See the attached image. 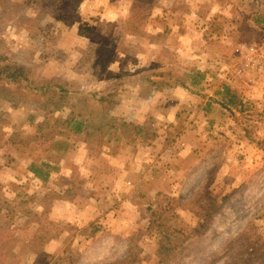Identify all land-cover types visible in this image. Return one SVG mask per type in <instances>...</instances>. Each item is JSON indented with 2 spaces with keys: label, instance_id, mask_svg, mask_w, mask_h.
<instances>
[{
  "label": "rangeland",
  "instance_id": "rangeland-1",
  "mask_svg": "<svg viewBox=\"0 0 264 264\" xmlns=\"http://www.w3.org/2000/svg\"><path fill=\"white\" fill-rule=\"evenodd\" d=\"M8 6L0 5V63L104 92L102 108L128 131L95 145L83 125L68 153L48 155L62 169L46 181L32 178L24 153L0 152V183L27 187L15 201L10 185L1 195L0 264H159L163 250L165 264H264V89L242 85L253 106L238 112L215 93L219 80L195 76L226 80L230 48L264 37V0H83L70 26L50 6ZM92 31L109 40L101 61L80 67V49L98 46ZM42 101L12 109L0 99V114L29 125V115L76 104ZM238 252L245 257L235 260Z\"/></svg>",
  "mask_w": 264,
  "mask_h": 264
},
{
  "label": "trees",
  "instance_id": "trees-1",
  "mask_svg": "<svg viewBox=\"0 0 264 264\" xmlns=\"http://www.w3.org/2000/svg\"><path fill=\"white\" fill-rule=\"evenodd\" d=\"M82 1L83 0H26L17 3L14 1L11 2L10 0H0V5L5 7L9 4V6L6 7L9 10L13 7H18L20 10L23 8H37L40 12H44L47 7L50 6L58 12L57 19L59 21H67L66 25L70 26L73 24V20L77 17V15H71L70 11L73 9L72 12L75 13L76 8L80 6ZM7 12L9 15L10 13L8 10ZM255 24H257V22H255ZM88 32L89 29L86 28L81 30V33L86 34ZM91 36H93V39L98 46H88L87 48L80 49V52L82 53L78 61L80 67L92 58L101 61L102 59L100 58L104 49L103 41L109 40L93 31L91 32ZM234 56L235 46L230 48V52L223 62L233 60ZM218 75L215 73L209 76V73H205L204 71L195 73L197 82L203 81V84L219 80L220 83L217 85L215 93H223L224 96L228 98L229 102L236 105L235 109L238 112L251 109L253 102L243 97V91L240 88L242 85H245L246 87L247 85L242 80H237L235 84H229L227 80L222 79L220 75L218 77ZM147 81H149L148 76ZM177 84L185 88L188 87L187 84L185 85L184 82L179 80L177 81ZM103 93L104 92L84 93L83 91L75 89L73 84L66 80L45 78L21 63H0V99L8 103L12 109H16L19 105L27 104L29 102H34L37 107L42 108L44 106L43 99L60 102H64L65 100L70 101L72 98L76 99V104L72 105L69 110H64V107L67 105L65 104L48 109L45 115L40 119L35 118L33 115H29L27 117L29 125H24L23 123L15 124L14 121H10V119L0 114V152L6 148H13L17 152L24 153L25 157L29 160L28 166L32 173V178L46 181L52 173L58 172L62 169H59L60 166L51 161L48 155L51 151L59 152L61 154L68 153L67 142L69 137L82 132L83 125H88L91 130H94L92 135H88V139H90L92 143L96 142L95 145H101L104 139L106 143L111 140L118 141L128 130L125 127L124 122H122L117 115L108 114L106 113V110L102 108L105 102V96ZM85 95H87L88 98L85 97ZM90 99L97 102L96 107L98 110H94L91 107H83L84 103L87 101L88 104ZM222 104L225 105L224 103ZM92 148L98 150L97 147ZM257 149L264 152V140L257 143ZM3 166L4 165L0 161V171ZM20 177L19 173H17L16 179L18 180ZM7 185L12 186L15 191L12 198L13 201L19 198V195H24L27 188L22 184L19 185L14 180L7 181L3 184L0 183V202L3 205L8 202L6 199L2 200L1 197L5 187L8 188ZM16 189H19V192H17ZM33 196L35 195L33 194ZM33 196H30L29 198L31 199ZM50 202L51 200L48 201V204L44 207V214L48 212L47 209L50 207ZM24 203H26V201L20 199L19 204L23 206ZM12 212L14 215L25 213V211L18 210H12ZM42 218L43 217H39L38 220ZM166 248L167 245L161 247V249ZM173 255L174 253L171 256ZM243 257H245V255H242V252H238L235 260ZM167 259L168 254H166L164 250L161 251L159 264H165ZM213 261L214 260L211 262ZM229 262L226 261L225 264H229ZM254 263L255 262H252L250 258L245 257V260L241 264Z\"/></svg>",
  "mask_w": 264,
  "mask_h": 264
},
{
  "label": "built area",
  "instance_id": "built-area-1",
  "mask_svg": "<svg viewBox=\"0 0 264 264\" xmlns=\"http://www.w3.org/2000/svg\"><path fill=\"white\" fill-rule=\"evenodd\" d=\"M226 80L229 84L242 80L250 88L264 89V37L235 45V56Z\"/></svg>",
  "mask_w": 264,
  "mask_h": 264
}]
</instances>
